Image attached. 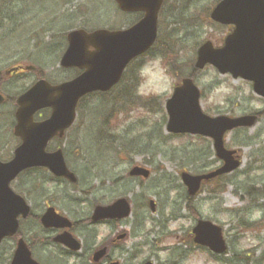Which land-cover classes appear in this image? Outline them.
I'll use <instances>...</instances> for the list:
<instances>
[{"label": "rangeland", "instance_id": "1", "mask_svg": "<svg viewBox=\"0 0 264 264\" xmlns=\"http://www.w3.org/2000/svg\"><path fill=\"white\" fill-rule=\"evenodd\" d=\"M215 1L170 0L166 5L162 15L164 33L160 34L163 42H167L165 37L177 36L178 44L173 50L182 73L188 71L187 66L191 58L194 59L196 44L210 40L219 46L227 34L223 26L211 25L208 19ZM126 19L130 17L121 15L113 0H0V71L24 63L40 68L49 82L62 83L67 74L58 64L66 47L63 36L80 26L90 30L106 26L120 30L125 27ZM160 56V49L152 50L147 57L133 63L126 75L130 76L131 71L132 77L135 76L134 71L138 72L150 60L162 61L164 58ZM162 62L167 69L165 61ZM137 76L136 97L151 98L153 102L141 105L138 101L132 109L118 112L113 99L125 86L123 83V87L109 94L106 101L94 96L82 103L74 124L62 138L67 165L74 171L78 183L76 189L60 188L62 199L57 194L56 204L72 218L80 219L91 211L96 200L104 204L128 197L132 215L114 227L115 236L123 232L127 235L115 241L108 253L118 264L145 261L153 264H264V221L261 220L264 214L259 207L264 197L258 199L256 205L248 198L251 186L257 191L264 185V115L246 133H232L226 138V147L238 150L242 167L222 180L225 190L218 193L216 185L205 187L193 200V207L201 219L224 227L229 250L226 255L213 258L207 250L192 243L190 230L195 219L185 209V189L179 178L181 171L200 174L219 165L212 162L216 159L209 155L211 143L191 136L173 138L166 133L164 101L176 83L168 69L166 86L147 94L141 92L139 73ZM29 78L31 75L21 79L22 82L16 77L4 81L2 91L9 98H16L31 85ZM196 85L202 94L201 109L210 116L235 117L264 110L263 100L252 93L248 83L218 75L211 67L197 75ZM11 109L6 104L0 106V159L3 162L10 160L17 146L7 118H4ZM102 112L104 116L100 115ZM99 115L104 121L109 119L110 130ZM135 165L148 168L150 177L130 179L128 170ZM32 176L44 177L42 173L23 174L19 179L25 187L16 188L13 184L12 190L29 196L26 183L28 178L33 181ZM47 181L44 179L37 184L41 194H30V202L36 209L47 192L54 190ZM149 200L156 204L155 213L148 207ZM242 216L245 220H260L261 223L251 230L239 228ZM95 233L97 237L93 236V231L89 235L77 233L84 246L79 252L80 264H92L94 249L112 236L102 226L97 227ZM37 253L45 264H73L72 260L61 258L54 249Z\"/></svg>", "mask_w": 264, "mask_h": 264}, {"label": "water", "instance_id": "2", "mask_svg": "<svg viewBox=\"0 0 264 264\" xmlns=\"http://www.w3.org/2000/svg\"><path fill=\"white\" fill-rule=\"evenodd\" d=\"M115 2L122 12H143V18L125 31L98 30L90 34L82 30L70 32L67 35V49L60 64L63 68H77L83 73L74 80L55 87L40 81L17 101V125L14 134L21 139V144L14 151L10 162H0V240L15 233L18 215L25 217L28 213L24 201L10 190V182L21 171L32 167H46L56 176L75 182L60 154L44 153L48 141L56 134L63 135L71 126L76 104L83 96L96 91H108L119 81L126 65L146 52L155 41L157 13L163 0ZM211 19L221 25H233L234 31L227 36L223 47L219 49L213 48L210 42L200 46L196 54L195 69L202 70L210 65L220 75L230 74L233 79L249 81L252 83L253 92L264 98V0H222L213 9ZM90 48L92 51H89ZM199 96L193 81L184 79L165 104L168 117L166 131L211 139L215 156L222 162L219 168L205 175L181 174L189 196L198 192L202 181L229 174L240 166L239 161L234 158L236 152L224 148V134L237 128H250L256 121L255 116L235 119L224 116L208 117L201 111ZM2 100L0 96V103ZM44 108L52 110L50 118L42 123H33L34 113ZM130 175L147 178L149 172L135 167ZM150 208L154 211L152 201ZM129 214V204L120 199L110 207L96 208L92 221L123 219ZM62 220L65 222L62 226L69 227L68 222ZM42 222L45 226H54L55 218L48 212ZM192 233L195 244L208 248L214 254L225 252L226 246L220 227L200 220ZM62 243L72 250L79 248L68 235L62 238ZM104 254L105 249L96 252L93 261L97 262ZM11 264L36 263L30 258L24 245H21Z\"/></svg>", "mask_w": 264, "mask_h": 264}, {"label": "flooded vegetation", "instance_id": "3", "mask_svg": "<svg viewBox=\"0 0 264 264\" xmlns=\"http://www.w3.org/2000/svg\"><path fill=\"white\" fill-rule=\"evenodd\" d=\"M29 68H31V66L28 64L17 63L15 65L11 66L10 68L4 70V72L0 73V93L4 97V101L1 104V106L2 105L4 106L6 104L10 108H13V110L12 109L9 110L10 115L13 119L12 124H11L12 130L14 129L15 124H16L14 116H15V112L17 109L16 99L19 96L16 97L15 99L9 98L7 96V94H5L2 91V88L4 86L3 83H4V81H7V80L14 78V77H16L17 79L27 78V75L30 73ZM41 114L42 113L36 114L33 118V121L34 122H40V121L44 120L45 114L43 116ZM46 114L49 116L50 110H47ZM13 139L15 141H17V146H16V148H17L20 144V140L18 138H15L14 136H13ZM62 151L64 152V149L62 148V137L59 138L57 136L52 138L48 142V144L45 148L46 154H56V153L60 152V154L62 155ZM12 155H13V153H12ZM12 155H11L10 159L12 158ZM64 159H65V155H64ZM29 173L33 174V175L38 174V173H42L44 175V177L39 179L37 177L32 176L33 181H31L28 178V180H27L28 183H26V186L28 188L27 191H28L29 196L22 194V191L21 192L16 191L17 194L22 196L24 198V200L26 201V203L28 205V214L24 218L21 215H19L17 218L16 232L14 234H12L11 236H6L0 240V264H10L15 251L18 249L19 246H21L20 244H23V243L26 246V248L28 249V251L30 252L31 257L35 261H37L38 264H45V262L39 258L40 255L37 252L48 253L53 249L59 252V254L61 255V258L65 259V260H72L71 263H73V264H80V262H81L79 259L80 253L70 250L63 243L56 242L55 239L62 238V236L63 235L66 236V234H70L74 239H76L80 242V245H81L80 251H82L84 246H83L82 241L80 240L79 235L77 233H79V231L85 232V233H92V231H93V236L97 237L95 230L99 226L105 227L107 232L109 231L112 233V236H108L106 241L104 243H102V245L100 247L96 248V249H98V248L103 247L106 249V255L103 257L102 261L97 263V264H111L112 259L109 257L108 253L110 252V248L114 245L115 241H117V238H115V232H114L115 228L114 227L118 226L120 224V221L104 220V221H100L97 223H91L89 214L85 215V217H80V219L72 218L70 215H68V213H65L63 211L62 207H60L56 204V202L54 201V197L58 194L62 199V192L63 191L60 188L68 187L70 189H75V186L71 185L64 178L51 174L46 168H43V167H34V168H30V169L22 172L14 180V182H12L11 185L15 184L14 186L16 188L25 187L24 183H22V181L19 179V177L23 174H29ZM44 179L48 180L47 181L48 184L54 186V188H53L54 190L51 192H47V195H45L42 198V200H43L42 203H40V205L36 209V207H34V204H32L30 202L31 198L29 199V197L32 195V193L35 196H36V194H38V195L41 194V193H39V187L37 184H40L42 181H44ZM133 179H135V178H133ZM17 181H19V182H17ZM31 184H33V185H31ZM57 189H59V191H57ZM113 201H109V202L104 203V204H100L101 203L100 201L99 202L96 201L94 204V207L97 205H108V204H111ZM49 210H53V212L60 217L68 218L70 220L71 226L69 228L63 227L62 224H64V222L62 220H58V224H60V226L45 227L42 224L41 219ZM96 249H94V250H96ZM42 258H44V257H42Z\"/></svg>", "mask_w": 264, "mask_h": 264}, {"label": "trees", "instance_id": "4", "mask_svg": "<svg viewBox=\"0 0 264 264\" xmlns=\"http://www.w3.org/2000/svg\"><path fill=\"white\" fill-rule=\"evenodd\" d=\"M161 22H162V20H161V15H160V25H161ZM162 31H164V30L160 29V33H164ZM164 40L167 41V42H163V38H162V36L160 34V36L158 37V39L156 41L154 49H160L161 50V57L165 59L164 61L167 62V66H169V68L171 70V73L176 74L175 77L179 81V79L181 78L180 76H181L182 68L177 63L176 53L173 50V47L178 44V41L176 42L177 36L176 35H171L170 37H165ZM196 47H197V44L195 45L194 48L196 49ZM194 48H193V52L195 51ZM176 70L178 71V75L176 73ZM196 75H197V72H195L194 70H191V73L189 74V76L194 79L196 77ZM124 79H125V77L123 78V80ZM129 89L132 90V87H129V86L126 85L125 86V90L123 92H120V95H118V97L116 98V103L121 105L123 109L125 107H126V109L127 108L131 109L138 102V101H136L135 96L133 95L132 92H130ZM97 96H100V97L104 98L107 95L106 94L105 95L97 94ZM90 98L91 97L86 98L84 100H81L79 105H81L82 102H84L86 100H89ZM151 101L152 100H150V99H148V100L145 99V100L141 101V105H145V104H147L148 102H151ZM113 103H114V101H113ZM210 154L212 155L211 152L209 153V155ZM213 162H215V161H213ZM222 179H223V177H219V178L215 179L214 181H211V183H207L205 186H211L212 187V186L216 185V187L219 188L217 190V192L219 193L225 187V184L221 183ZM225 180H226V177H224V181ZM263 193H264V189L258 190V191H256V190L253 191L252 189H250L249 192H248V197L250 199H252V203L255 204L256 200H257L256 195L258 194L259 196H262V195H264ZM186 200H187V206H186L187 210L191 213L192 216L197 217V213H196L195 209L192 206V200L189 199V198H186ZM260 208H261V211L264 214V204L262 206H260ZM246 214L248 215V213H246ZM262 221H264V219ZM260 223L261 222H250L248 220L243 219V216H242L241 219L238 221V226H239V228H243V229H246V230H251V229L254 228L255 225H258ZM214 258H216V257H214Z\"/></svg>", "mask_w": 264, "mask_h": 264}, {"label": "clouds", "instance_id": "5", "mask_svg": "<svg viewBox=\"0 0 264 264\" xmlns=\"http://www.w3.org/2000/svg\"><path fill=\"white\" fill-rule=\"evenodd\" d=\"M141 79V92L147 94L166 86L168 76L167 69L160 59H153L144 64L139 70Z\"/></svg>", "mask_w": 264, "mask_h": 264}]
</instances>
